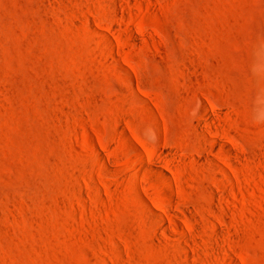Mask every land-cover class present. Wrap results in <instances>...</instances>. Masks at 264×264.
<instances>
[{
    "label": "rangeland",
    "instance_id": "1",
    "mask_svg": "<svg viewBox=\"0 0 264 264\" xmlns=\"http://www.w3.org/2000/svg\"><path fill=\"white\" fill-rule=\"evenodd\" d=\"M0 264H264V0H0Z\"/></svg>",
    "mask_w": 264,
    "mask_h": 264
}]
</instances>
